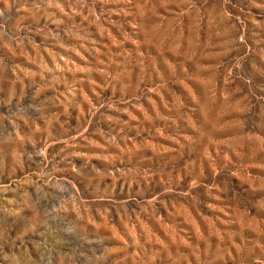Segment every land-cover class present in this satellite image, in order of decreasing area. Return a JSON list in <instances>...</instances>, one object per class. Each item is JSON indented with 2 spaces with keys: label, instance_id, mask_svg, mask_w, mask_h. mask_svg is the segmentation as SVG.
<instances>
[{
  "label": "rangeland",
  "instance_id": "rangeland-1",
  "mask_svg": "<svg viewBox=\"0 0 264 264\" xmlns=\"http://www.w3.org/2000/svg\"><path fill=\"white\" fill-rule=\"evenodd\" d=\"M0 264H264V0H0Z\"/></svg>",
  "mask_w": 264,
  "mask_h": 264
}]
</instances>
